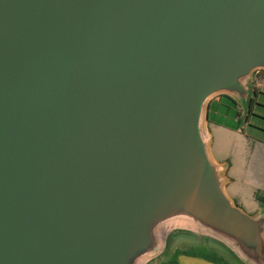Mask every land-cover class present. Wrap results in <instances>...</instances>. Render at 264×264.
<instances>
[{"label":"water","instance_id":"water-1","mask_svg":"<svg viewBox=\"0 0 264 264\" xmlns=\"http://www.w3.org/2000/svg\"><path fill=\"white\" fill-rule=\"evenodd\" d=\"M257 70L264 0H0V264H264L207 125Z\"/></svg>","mask_w":264,"mask_h":264},{"label":"crops","instance_id":"crops-1","mask_svg":"<svg viewBox=\"0 0 264 264\" xmlns=\"http://www.w3.org/2000/svg\"><path fill=\"white\" fill-rule=\"evenodd\" d=\"M262 82H264V77H259L256 84L258 88L260 87V84ZM232 105H234V103L230 99L225 97L217 96L210 100L207 124L209 132L211 124L222 126L221 123H217L214 119L217 114H220L221 107L225 106L233 110ZM239 110V116L236 113L234 114L238 124L229 127L223 126L224 128H227L228 130L239 136L237 140L238 143L236 145L237 152L234 154L232 148L230 147L227 149L226 154L224 153V155H220V158L218 160L215 158L212 150L211 153L213 158L217 162L225 163L227 165V183L225 187L227 194L237 204L239 203L244 207L247 205L251 209V213H256L259 209L264 207V202L256 200L254 196L255 192L259 191L261 192V198H264V137L244 131V129L241 127V119L243 117V113L241 108ZM211 114L212 118H210ZM248 120L249 118L247 116L244 119V122L248 123ZM251 127L253 128L254 126ZM238 181H241L246 186L247 198L243 196L239 188L236 186V183ZM230 185H233L232 191L227 190ZM168 260L170 261L168 264H218L208 261L199 256H193L185 252L176 251Z\"/></svg>","mask_w":264,"mask_h":264},{"label":"rangeland","instance_id":"rangeland-1","mask_svg":"<svg viewBox=\"0 0 264 264\" xmlns=\"http://www.w3.org/2000/svg\"><path fill=\"white\" fill-rule=\"evenodd\" d=\"M259 71L261 70L254 71L253 75L259 74L260 73ZM259 89L262 92H264V82L260 84ZM238 107L239 108L242 107V110H243V117L241 119V122H242L241 127L244 129V131L248 133L251 132V133L257 134L258 136L264 137V93H259L258 97H256L255 104L252 105L251 107L248 105V103H240V102L238 104ZM234 114H235L234 110L230 109L229 107L227 108L225 106H222L220 109V114H217L215 118L213 117L215 121L217 123H221L222 126H219V125L216 126L213 124L210 125V132L212 136L211 150L217 160L220 158V155H224V153L226 154L227 149L230 147L232 148L234 154L237 152L236 145L238 143L237 140L239 136L234 134L227 128L223 127V126L229 127V126H234L238 124L237 120L235 119ZM247 116L249 120H248V123H245L244 119ZM210 118H212V114L210 115ZM250 125L254 127L252 128ZM236 186L239 188L243 196L247 198L246 186L241 181H238L236 183ZM232 189H233V185H230L227 190L232 191ZM240 206L246 212H250V213L252 212L250 211L251 209L247 205L245 207L242 205ZM184 247H195V246H191V245L189 246V244H185V246H180L178 248L185 249ZM178 248H175L176 252Z\"/></svg>","mask_w":264,"mask_h":264},{"label":"trees","instance_id":"trees-1","mask_svg":"<svg viewBox=\"0 0 264 264\" xmlns=\"http://www.w3.org/2000/svg\"><path fill=\"white\" fill-rule=\"evenodd\" d=\"M259 77H263L264 75V70L259 71ZM232 102L233 100L230 99ZM237 115L239 116V113H237ZM259 191H256L254 196L256 198V200L260 201V202H264V198L262 199L260 196ZM264 195V193H263ZM185 249L182 250L181 248L177 249V252H185L187 254L193 255V256H199L202 257L208 261L211 262H215L218 264H235L234 262H232L231 260H229L225 255H223L222 253L218 252L215 249H210V248H206V247H184ZM170 261H164L158 264H168Z\"/></svg>","mask_w":264,"mask_h":264},{"label":"flooded vegetation","instance_id":"flooded-vegetation-1","mask_svg":"<svg viewBox=\"0 0 264 264\" xmlns=\"http://www.w3.org/2000/svg\"><path fill=\"white\" fill-rule=\"evenodd\" d=\"M259 74H254L251 81H250V86H249V90L247 92V97H246V100L242 103H248V105L251 107L252 105L255 104L256 102V97H258L259 93H264L262 92L258 87H257V79H258V76ZM264 77V75H263ZM220 97H225V98H228V99H232L233 100V103L234 105H232L233 107V110L234 112L237 114V113H240L239 111V107H238V104L239 102H236L233 98L227 96V95H224V94H221V95H218ZM238 109V110H237ZM242 109V107H241ZM251 109V108H250ZM242 113H243V110H242Z\"/></svg>","mask_w":264,"mask_h":264}]
</instances>
